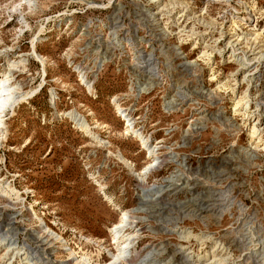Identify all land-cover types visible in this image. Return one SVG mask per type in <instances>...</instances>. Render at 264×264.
Instances as JSON below:
<instances>
[{
	"label": "rangeland",
	"instance_id": "rangeland-1",
	"mask_svg": "<svg viewBox=\"0 0 264 264\" xmlns=\"http://www.w3.org/2000/svg\"><path fill=\"white\" fill-rule=\"evenodd\" d=\"M31 1L0 0V79L17 87L0 264L111 263L121 220L119 264H193L182 248L214 244L264 264V0Z\"/></svg>",
	"mask_w": 264,
	"mask_h": 264
},
{
	"label": "bare ground",
	"instance_id": "bare-ground-1",
	"mask_svg": "<svg viewBox=\"0 0 264 264\" xmlns=\"http://www.w3.org/2000/svg\"><path fill=\"white\" fill-rule=\"evenodd\" d=\"M23 1L24 0H21V2L19 4L23 3ZM27 3H28V5L33 4L31 0H27ZM250 12H251V10H250ZM34 40H36V38H34L32 40V42H31V49H32V51H31V53L29 55L32 56L38 62H40L41 68H42V73H45V68H46L45 67V64H46L45 63V59H44L43 56H41V55H39L37 53V51H36V44H34V42H33ZM260 58H262V56L259 55L256 59H259L260 60ZM244 60H245V62L246 61H250L248 58H245V57H244ZM20 63H23L22 65H25L24 64V60L22 62H20ZM16 65L17 64H15L14 62H12L11 64L8 65V67H10V69H11V68H13V66L15 67ZM239 65L244 66L245 64L242 61ZM16 68H17V66H16ZM245 76L249 77L250 75H244L243 78H245ZM82 77H83V75H82ZM41 86L42 85L40 84L39 87H41ZM16 89H17V87L16 88L13 87L12 82H10V78H8L7 76H4L2 79H0V114L4 111V109L7 107V105L8 106H12L15 103V101L17 100L16 98L13 97V93L15 92ZM27 95H29V92L27 94L20 95V97L22 98V97L27 96ZM245 103H248V102H245ZM117 109H119V108H117ZM259 109H257V110H259ZM125 115L126 114H123V116H125ZM262 115H264V111L262 112ZM259 120H257V121H259ZM130 121H131L130 118L128 120H126V124H127L126 127H128L129 130L132 131L133 134L136 137H139L140 140L142 141V143H145L144 138L142 136V133H140L138 130L134 129L133 122L132 121L130 122ZM80 126H82V125H80ZM252 133H254V131ZM149 155H150V153H149ZM153 166H155V165L149 164L146 168L149 169V168H151ZM124 215H126V214H124ZM124 222L125 221H122L121 220L117 225H113V227L110 229V233L112 235L113 242L114 243H117L119 245L120 242H121V240H123V242H121L123 244L121 245V247L117 248V254H113L112 255V260L113 261L111 263H108V264H119V263L122 262L121 259L124 260L123 262H125V260L126 261L128 260V259H124V258L126 256V254L129 253L128 248L131 247V244H132L133 241H132V236L125 233L126 232L125 231V226L126 225L123 224ZM50 234L52 236H54L55 238H57V239L59 238L55 234H52V233H50ZM1 236L3 237V238H1V240H4V236L3 235H1ZM188 236H192L194 238H197L198 237L196 235H193L191 232H181V234H180V237L181 238L183 237V238L186 239ZM199 237L201 238V240L204 241V238L205 237H202V236H199ZM11 240L12 241H10L8 243V247H7L8 251H10V249H11V251H12V249H15V250L18 249V248H15L17 246L16 245L17 243L13 239H11ZM219 249H220V247L217 244L216 245L214 244V246H212L210 250L204 251V254L193 255V252H190V251L189 252H186L185 250H183V248L181 249V251L184 254L183 257L185 258V262L186 263L187 262L189 263L191 261L193 264H200V263H202L204 261H209L210 264H227L228 257H223V254L226 252V250L224 248H221L220 250ZM70 253H72V252H70ZM255 253H257L258 255H261V256L263 255V257H264V247H262L261 249H258L257 248L256 251H255ZM19 254H20L19 251L16 252V253H14V257H16ZM71 255H73V254H71ZM23 260H27V262L24 261V263H22V264H25V263L31 264V262L29 261V259H28L27 256L26 257H23ZM78 263H81V264H91L89 262V260H87L85 257H82L79 260ZM7 264H11V263H7ZM95 264H99V263H95Z\"/></svg>",
	"mask_w": 264,
	"mask_h": 264
}]
</instances>
